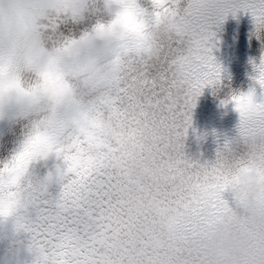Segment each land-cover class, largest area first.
Here are the masks:
<instances>
[{
	"label": "snow or ice",
	"instance_id": "snow-or-ice-1",
	"mask_svg": "<svg viewBox=\"0 0 264 264\" xmlns=\"http://www.w3.org/2000/svg\"><path fill=\"white\" fill-rule=\"evenodd\" d=\"M137 7L154 43L116 46L109 112L120 126L108 137L110 154H94L88 129L99 122L80 111L82 127H58L44 153L62 158L70 173L60 193L33 196L26 186L25 203L19 179L31 156L25 147L0 166V217L14 215L31 235L35 264H264V220L252 218L239 226L248 238L245 254L210 256L205 234L231 212L223 197L230 180L183 150L197 98L222 72L213 26L243 10L264 29V0H151L150 8L139 0ZM257 68L264 86V59ZM232 99L240 136L264 141V101L254 90Z\"/></svg>",
	"mask_w": 264,
	"mask_h": 264
},
{
	"label": "clouds",
	"instance_id": "clouds-1",
	"mask_svg": "<svg viewBox=\"0 0 264 264\" xmlns=\"http://www.w3.org/2000/svg\"><path fill=\"white\" fill-rule=\"evenodd\" d=\"M139 0H0V119L12 112L27 116L21 147L31 153L19 173L21 194L48 191L53 183L70 178L66 165L57 163L40 175L34 162L56 139V129L82 127L77 114L87 112L99 123L89 127L95 155L110 154L109 135L119 122L110 118L115 99L114 52L119 42L154 43ZM84 25L65 32L67 25ZM63 75L62 80L56 74ZM47 77V79H46ZM18 81L19 87L16 86ZM25 91L22 92L20 89ZM34 93V94H33ZM39 133L41 139H35ZM228 176L236 204L228 216L214 221L205 234L211 257L225 260L243 255L248 238L239 226L247 219L264 220V141H247L241 153L223 146L211 162ZM0 245L7 264H31V235L18 228L14 215L0 217Z\"/></svg>",
	"mask_w": 264,
	"mask_h": 264
},
{
	"label": "bare ground",
	"instance_id": "bare-ground-1",
	"mask_svg": "<svg viewBox=\"0 0 264 264\" xmlns=\"http://www.w3.org/2000/svg\"><path fill=\"white\" fill-rule=\"evenodd\" d=\"M34 170H35L37 173L41 174V173H40V170L38 169V167H37V168H34ZM50 193H51V195H54L55 191L52 190Z\"/></svg>",
	"mask_w": 264,
	"mask_h": 264
}]
</instances>
